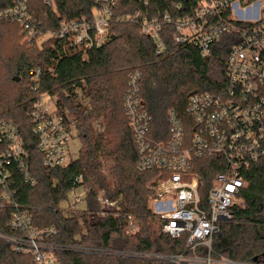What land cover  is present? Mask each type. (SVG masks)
Wrapping results in <instances>:
<instances>
[{"label": "trees", "instance_id": "obj_1", "mask_svg": "<svg viewBox=\"0 0 264 264\" xmlns=\"http://www.w3.org/2000/svg\"><path fill=\"white\" fill-rule=\"evenodd\" d=\"M97 1L55 0V6L50 7L41 0H30L29 8L42 29L49 31L56 30L62 20L90 16ZM203 1L211 0H118L112 11L110 40L90 50L86 56H61L52 48V44L58 46L57 41L28 46L20 24L0 22V120H13L19 126L32 175L37 181L32 186L15 174V205L2 208L0 201V232L14 234L9 222L17 207L27 210L38 228L56 227L59 234L53 239L55 243L117 248L126 254L186 251V236L173 239L162 232L161 225L157 229L150 222L154 216L149 206L153 191L148 184L155 178L160 180V176L157 171L142 172L136 167L139 155L123 99L129 75L140 71L145 108L152 116V136L165 140L170 111L184 114L191 94L218 93L227 87L226 60L236 36L224 35L213 44L211 54L202 57L197 47L177 45L175 26L166 25L162 31L166 50L159 55L155 40L127 16L142 11L159 19L166 13L178 19L191 14ZM13 4L14 0H0V11ZM38 68L42 75L34 83L32 72ZM51 68L54 71H50ZM42 93L58 97L61 109L68 110L78 120L80 155L65 167L45 168L37 149L30 113ZM97 120L104 126L103 131L95 130ZM103 158H114L117 180L114 190L102 173ZM215 161H199L207 184L219 171L214 167ZM79 177L81 186L87 190L88 209L83 214L86 232L79 218L60 207L68 194L79 186L76 182ZM245 179L247 186L240 194L241 201L232 207L233 220L223 224L214 237L212 256L264 264V159L245 172ZM101 194L110 200H124L123 212L119 216L111 213L99 217L96 223L90 224L87 215L100 212L98 197ZM127 216L139 219L142 226L138 233L127 232ZM58 257L61 264H171L126 255L61 252ZM0 262L34 264L30 256L14 254L10 245L1 240Z\"/></svg>", "mask_w": 264, "mask_h": 264}, {"label": "built area", "instance_id": "obj_2", "mask_svg": "<svg viewBox=\"0 0 264 264\" xmlns=\"http://www.w3.org/2000/svg\"><path fill=\"white\" fill-rule=\"evenodd\" d=\"M41 1L55 6V0ZM29 2L14 0L12 6L0 11V22L20 24L28 46L57 41L58 46L52 44V48L61 56H86L90 50L101 47L109 39L112 11L118 4V0H98L90 16L62 20L56 30L44 31L31 14ZM127 19L139 23L142 32L155 40L159 55L166 50L162 39L166 25L175 26L177 45L197 47L202 57L209 56L213 44L224 35L236 36L226 60L227 87L218 93L191 94L184 114L170 111L165 140L152 136V116L142 95V73L135 71L129 75L123 108L139 155L136 167L142 172H159L155 214L162 232L173 239L187 237L186 251L138 255L171 264H262L214 258L212 254L214 237L223 224L233 220L232 207L241 201L240 194L247 186L245 172L264 159V0L203 1L191 14L178 19L168 13L159 19L142 11ZM41 75L40 68L33 70L32 82H38ZM37 89L35 86L34 90ZM30 117L43 166L48 169L67 166L69 143L78 132L77 117L61 109L58 97L49 93H42L33 103ZM203 159L216 160L214 167L219 170L210 184L203 180L199 164ZM15 174L32 186L37 183L19 126L4 119L0 120L2 208L15 205ZM76 182L79 186L73 191L82 187L81 177ZM82 201L77 196L68 212L79 218L85 228L84 213L77 210ZM98 201L101 210L89 212L90 218L113 213L106 210L115 205L112 200L101 194ZM9 226L14 234L0 232V240L8 243L14 254L30 256L34 264H61L58 257L61 252L92 250L55 243L53 239L59 234L56 227L38 228L32 215L17 207L12 211ZM94 252L127 256L111 249Z\"/></svg>", "mask_w": 264, "mask_h": 264}, {"label": "rangeland", "instance_id": "obj_3", "mask_svg": "<svg viewBox=\"0 0 264 264\" xmlns=\"http://www.w3.org/2000/svg\"><path fill=\"white\" fill-rule=\"evenodd\" d=\"M110 38H111V32L109 35V39L107 41H109ZM94 126H95V130L97 132L103 131V129H104V126L102 125L100 120L95 121ZM81 147H82L81 138L77 132L75 137L69 143L68 151H69V157H70L69 161L70 162L78 159V157L80 155ZM113 165H114V158H108V159L103 158L102 159L101 170H102V173L104 174L105 178L108 179V181L110 182L111 190H114V188L117 184V180L114 176ZM158 182H159V179L155 178L152 182H150L148 184V187L151 188V190L153 191V194L150 197L149 206H150V209L152 210L154 216L152 218H150V222H151L152 226L154 228H157V229L160 228V225H161L160 220L158 218V215L155 214V209H156L155 197H156V187H157ZM77 196H81L83 199L82 203L77 206V210L80 211L82 214L87 211V209H88L87 193L85 192V189H83L82 187H79L75 191H71L68 194L67 199L62 201V203L60 205V207L63 210H65V212L67 214H71L68 212V209H69L70 205H72L74 203L75 198ZM112 202L115 203V205L110 206L109 208H106V210H108L109 212H113L115 216H119L123 212L122 210H123V205L125 204V201L124 200H121V201L120 200H112ZM105 215H108V214H96V217L94 219H92V218H90V215L88 214L87 219H88L90 224H94L97 222L99 217H102ZM127 222H128V224H127L126 230L129 234H136L141 230L142 225H141L139 219H137L135 216H127ZM81 228L84 232H86V227L83 228L82 223H81ZM78 246L86 247V248H89L92 250H91V252H73V253L83 254V255L119 257L117 255H106V254L94 252L96 249H111L114 251H120L117 248H99V247H90V246L88 247V246H83V245H78ZM138 253H143V252H130L127 254V256H129V257L132 256L133 258H141L143 260L146 259V258H143L142 256L138 255ZM146 260H150V259H146Z\"/></svg>", "mask_w": 264, "mask_h": 264}]
</instances>
